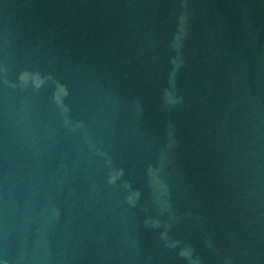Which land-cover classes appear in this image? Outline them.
<instances>
[{
    "label": "water",
    "instance_id": "obj_1",
    "mask_svg": "<svg viewBox=\"0 0 264 264\" xmlns=\"http://www.w3.org/2000/svg\"><path fill=\"white\" fill-rule=\"evenodd\" d=\"M0 264H264V0H0Z\"/></svg>",
    "mask_w": 264,
    "mask_h": 264
}]
</instances>
